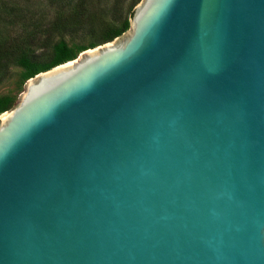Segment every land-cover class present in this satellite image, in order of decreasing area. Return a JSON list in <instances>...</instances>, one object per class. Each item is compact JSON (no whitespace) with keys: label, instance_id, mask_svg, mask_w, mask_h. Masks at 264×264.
<instances>
[{"label":"water","instance_id":"95a60500","mask_svg":"<svg viewBox=\"0 0 264 264\" xmlns=\"http://www.w3.org/2000/svg\"><path fill=\"white\" fill-rule=\"evenodd\" d=\"M71 60L0 114V264H264V0H140Z\"/></svg>","mask_w":264,"mask_h":264},{"label":"trees","instance_id":"16d2710c","mask_svg":"<svg viewBox=\"0 0 264 264\" xmlns=\"http://www.w3.org/2000/svg\"><path fill=\"white\" fill-rule=\"evenodd\" d=\"M140 0H131L130 7L124 13V0H49L56 3L57 12L52 21H46L45 12H41L31 4L33 0H13L11 3L2 2L0 19L6 22L10 19L14 26L19 24L13 38L6 39L0 33V81L13 69L22 71L21 77L26 80L38 72L47 70L76 56L77 50L68 46L64 39L54 42L49 49L50 57L45 61H38L43 56L47 45L40 46V50L33 48L37 42L41 43V34L50 33L58 24L73 36L83 32L82 28L88 22L90 34L98 36L89 41L88 46L78 49L92 48L96 45L111 41L120 36L129 27V19L134 6ZM92 14V17L89 16ZM11 23V24H12ZM77 24L76 26H74ZM19 30V31H18ZM17 99L10 95L0 97V113L11 108Z\"/></svg>","mask_w":264,"mask_h":264},{"label":"rangeland","instance_id":"374dc122","mask_svg":"<svg viewBox=\"0 0 264 264\" xmlns=\"http://www.w3.org/2000/svg\"><path fill=\"white\" fill-rule=\"evenodd\" d=\"M15 1V0H14ZM22 1V0H20ZM34 3L31 5L34 6L36 9L40 10L41 12H45L43 14H46V21H52L56 15H59L57 12V7H59L56 3H49V0H33ZM130 1L131 0H124V13L126 14V9L130 7ZM2 2L11 3L13 0H0V12L2 11ZM3 12H1L2 14ZM0 14V15H1ZM92 17V14L89 15ZM90 22V19H88L87 24L83 26L82 30L85 33H80L78 36H73L69 34V32H66L60 27V24H58L53 30L46 34H41L42 41L41 43L37 42L36 45L33 46L36 50H40V46L43 47V45H47V50L45 51L43 56H38V61H45L49 59L50 53L49 49L50 46L58 41L59 39H64L68 43V46L72 49L77 50L76 56L78 57L80 53L84 50L79 51L78 49L88 46L89 41L93 40L94 38L98 36H94V34H90L87 30ZM10 21V19H6V22H2L0 19V33L7 37L6 39L13 38L14 33L16 32V29L19 28V24L17 26H14V24ZM75 24L74 26H76ZM19 31V30H18ZM120 38V37H119ZM116 40V39H115ZM97 46V45H96ZM95 47V46H94ZM93 48V47H92ZM89 49V48H86ZM85 49V50H86ZM74 57V58H75ZM22 71L20 69H13L10 71L6 77L0 81V97L3 95H10L13 99H18L23 92L26 84V80H24L21 77ZM1 114V113H0Z\"/></svg>","mask_w":264,"mask_h":264},{"label":"bare ground","instance_id":"6f19581e","mask_svg":"<svg viewBox=\"0 0 264 264\" xmlns=\"http://www.w3.org/2000/svg\"><path fill=\"white\" fill-rule=\"evenodd\" d=\"M71 61H72V60H71ZM71 61H70V62H71ZM2 115H3V113H2Z\"/></svg>","mask_w":264,"mask_h":264}]
</instances>
